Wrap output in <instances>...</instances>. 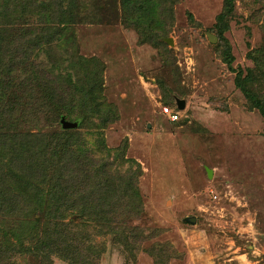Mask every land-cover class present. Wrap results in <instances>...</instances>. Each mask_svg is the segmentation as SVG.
Returning a JSON list of instances; mask_svg holds the SVG:
<instances>
[{"label": "rangeland", "instance_id": "obj_1", "mask_svg": "<svg viewBox=\"0 0 264 264\" xmlns=\"http://www.w3.org/2000/svg\"><path fill=\"white\" fill-rule=\"evenodd\" d=\"M49 1L37 0L42 12L27 16L0 8V60L20 46L18 28L31 34L47 23L48 31L62 30L63 43L41 45L34 62L54 65L67 91L97 75L110 120L95 116L102 127L81 129L100 137L112 165L135 181L133 200L116 208L139 242L130 250L94 234L97 263L264 264V124L235 84L239 71L251 70L247 86L264 100V0H232L220 20L225 0H136L145 3L138 16L123 0ZM49 4L69 12L55 18L57 29ZM217 24L222 38L211 42L207 32L216 35ZM19 261L38 264L32 256ZM53 264L68 263L55 257Z\"/></svg>", "mask_w": 264, "mask_h": 264}, {"label": "trees", "instance_id": "obj_2", "mask_svg": "<svg viewBox=\"0 0 264 264\" xmlns=\"http://www.w3.org/2000/svg\"><path fill=\"white\" fill-rule=\"evenodd\" d=\"M36 1L0 0V8L10 5L2 12L9 17L27 16L28 12H42L44 4ZM124 1L135 3L137 16L145 4ZM52 5L46 10L57 15L53 17L57 29L55 18L65 20L69 12L61 5L56 11ZM232 8V0H225L218 19ZM217 25L216 36L221 39L224 25ZM47 26L31 34L17 27L20 46L4 49L0 60V264H20V257L27 256L38 264H53L55 257L68 264H98L102 249H95L94 234H110L128 249L139 243L116 208L125 199L133 200L129 190L136 184L114 162L112 165L102 139L88 138L81 129L102 127L93 121L95 116L101 122L110 120V111L97 91V75L89 74L84 85L76 82L67 91L54 80L62 76L53 73L54 65L40 68L34 62L41 45H51L54 39L63 43L60 28L49 29L52 36L42 39L50 36ZM252 78L251 70L245 75L239 71L235 84L259 109L264 124L263 96L247 86ZM61 115L67 119L72 115L78 125L62 128ZM44 125L54 129L41 130ZM146 251L158 260L150 249Z\"/></svg>", "mask_w": 264, "mask_h": 264}, {"label": "water", "instance_id": "obj_3", "mask_svg": "<svg viewBox=\"0 0 264 264\" xmlns=\"http://www.w3.org/2000/svg\"><path fill=\"white\" fill-rule=\"evenodd\" d=\"M207 38L209 41L214 42L217 40V36L211 32H207ZM165 41H167V43H171V39L170 38H165ZM185 106V101L183 99H179L177 100V107L179 109L184 108ZM60 123H61V127L62 128H75L78 125V120H69L66 118L65 115H61L60 117ZM208 175L211 176V170L207 169ZM187 221H194V217H189L187 218Z\"/></svg>", "mask_w": 264, "mask_h": 264}, {"label": "built area", "instance_id": "obj_4", "mask_svg": "<svg viewBox=\"0 0 264 264\" xmlns=\"http://www.w3.org/2000/svg\"><path fill=\"white\" fill-rule=\"evenodd\" d=\"M164 112L167 113V115L171 118V119H176L178 113H173V111L171 110V108L169 106H164L163 108Z\"/></svg>", "mask_w": 264, "mask_h": 264}]
</instances>
